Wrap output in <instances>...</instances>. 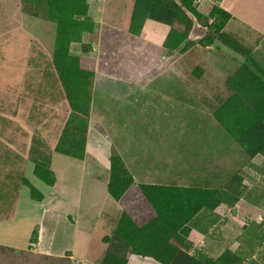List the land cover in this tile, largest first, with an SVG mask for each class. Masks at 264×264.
Returning a JSON list of instances; mask_svg holds the SVG:
<instances>
[{
	"label": "rangeland",
	"instance_id": "rangeland-1",
	"mask_svg": "<svg viewBox=\"0 0 264 264\" xmlns=\"http://www.w3.org/2000/svg\"><path fill=\"white\" fill-rule=\"evenodd\" d=\"M160 1L164 7V4L171 7V1L176 4L188 16L190 24L184 17L162 6L149 10L136 7L131 31L138 34L143 24H148L144 37L137 44L131 43L124 35L117 39L118 35L115 37L118 42L110 44V40H114V34H110L104 37L109 41L99 46L98 39L92 35L83 41V34L79 42H74L79 44L72 43L69 52L60 46L61 51L57 55L55 40L52 52L39 59L36 66L29 61V66L33 64L34 68H38L37 72L32 71L31 74L32 67L31 70L27 68L22 81L17 82L14 77L9 76L7 80L0 77V202L10 205L22 202L23 211L30 216L24 215L29 220L26 221L30 230L28 236L26 230L19 231V245L26 244L21 250L24 264H127V256L132 249L143 247L144 243L138 240L133 242V246L130 245L132 226L136 223L144 225L156 214L149 207L144 208L148 204L141 198L142 191L134 189L129 197L126 194L122 198L123 208L111 196L119 206L120 213H116L114 229L106 234H102L100 229L90 236L78 235L71 227H65L64 221L59 225L54 241L55 250L64 249L75 239L79 244L87 239L90 243L83 255L85 258L74 259L72 253L56 260L32 257L42 224V207H36V203L42 201L31 199L32 194L30 196L29 190L26 191V180L34 176L36 166L51 170L52 160L58 154L84 159L89 126L91 122L102 120L105 124L95 125L96 128L114 137L110 181L114 175L111 185L117 193L125 190L133 179L139 185L193 188L215 193L224 191L238 199L234 206L223 205L221 212L217 213L219 227L217 223L210 227L207 223L198 226L200 230L208 227L201 241L196 240V228L193 226L184 227L182 233L178 232L183 240L182 246L178 248L180 254L188 258L195 257L196 252L203 251L207 238L219 237L217 231L220 232L224 220L226 223L235 220L228 228L230 244L232 248L240 245L237 252L243 254L234 251L233 257H230L233 258L232 263L264 264V163L255 165L252 162L256 157H264V53L255 50L264 42L259 37L256 45L249 47L229 34L225 30L226 18L218 12V0H186L202 15L201 21L178 0ZM136 2L122 0L114 6L121 25L128 24ZM107 6L109 12L111 5L107 3ZM23 9L30 15H41L46 22L54 23L57 36L58 24L64 17L72 18L73 8L54 10L50 0H23ZM51 11L58 16L54 18L55 22L50 21ZM76 13L79 15H74V18L84 21L85 32L92 33L94 24L88 21L91 19L85 17L84 12L77 7ZM162 44L163 48L156 49ZM236 45L241 49H234ZM163 49L166 52L162 54ZM142 50L150 51V55L142 57L139 54ZM65 56H70L71 64H74L71 76H66L68 82L63 79L66 74ZM157 60L158 66L155 64ZM20 67L24 69L23 64ZM159 73L165 79L164 82L149 84L147 80H142H150ZM157 85H165L166 89ZM93 91L96 108L109 103V109L104 111L106 114L100 111L95 115L94 110L92 112ZM153 91L182 93L180 99L169 100L173 107L166 111L168 115L161 114L168 122L174 118L176 127L181 126L177 130L176 140L181 138L184 147L179 148L182 151L176 155L177 161L170 153L167 154L169 149L166 145L173 138L160 137L161 130L154 126L143 127L141 120L146 115L139 112L141 120H137L134 108L125 110V107L118 105L120 100L108 98L127 92ZM174 102L181 103V107L174 109ZM127 115L131 116L128 131L147 141L152 153L150 159L155 158L153 155H166L164 164L157 165L147 160L145 163H136L135 167L143 164L152 166L155 174L159 171L165 177L145 179L140 169L136 174L137 180L134 179L126 156ZM115 121L123 123L121 131L111 128ZM171 123L174 121L171 120ZM55 169L60 176L56 166ZM86 173L85 177L74 181L84 189L91 182L90 170ZM44 191L46 195L49 192L47 189ZM133 200H136L134 206ZM13 208L8 206L4 212L8 218L14 215ZM106 212L105 218L110 220L109 206ZM128 212L131 215L126 217ZM118 227L119 234L116 233ZM152 234L158 235L157 229ZM150 235L146 233L144 236ZM139 237L141 240L142 236ZM257 242L262 244L259 246ZM140 250L146 252L148 248ZM231 250L227 249L226 252L231 253ZM6 251L8 249L0 247V255ZM182 261L186 262L184 259Z\"/></svg>",
	"mask_w": 264,
	"mask_h": 264
},
{
	"label": "crops",
	"instance_id": "crops-1",
	"mask_svg": "<svg viewBox=\"0 0 264 264\" xmlns=\"http://www.w3.org/2000/svg\"><path fill=\"white\" fill-rule=\"evenodd\" d=\"M119 1L122 0H87L88 16L94 24V30L92 33H84L83 41L87 40V37L92 35L98 39V45L101 46L102 42L109 41V39L104 38L105 36L114 34V40L111 39L109 42L110 44L118 42L115 39L118 35L119 37H117V39L121 38L120 35H124L131 43L136 42L137 44L140 42L144 37V30L148 27L147 22L143 24V29L138 34L131 32L132 17L135 10V4H133V11L129 17L128 24L125 25L124 23L121 25L118 20L119 15L114 7ZM107 3L111 5V10H109V12L107 11ZM217 6L231 16L225 28L229 34L249 47L256 45V41L259 37L262 38L264 42V0H218ZM104 32L108 33L105 34ZM55 40L56 25L46 22L45 18H42L41 15L35 16L24 12L23 0H0V77L3 76L4 80H7L10 76L14 77L15 82H17V80L22 81L25 69H30L31 67L32 70H29L31 74L33 73L32 71L37 72L38 68H34L33 64L36 66V64L39 63V59L41 60V58H44L43 56H45L46 53L52 52ZM77 44L79 43H74L72 45ZM163 46L164 44L160 47H156V49L163 48ZM163 50L162 54L166 52V49ZM255 50L264 53L263 43L261 47H255ZM143 51L145 52V50ZM148 53L149 54L144 56L150 55V52ZM29 61L33 63L31 64L32 66H29ZM158 63L159 61L157 60L155 62V64H157L156 66H158ZM21 64H23L24 69L20 67ZM142 80H147L149 84H156L157 81L161 83V81L164 82L165 79L159 73L150 80L147 78ZM158 87H161V85ZM164 87L165 85L161 88ZM165 89L166 87L163 90ZM94 93L95 91L92 93V112L94 110L93 113H95V115L99 114L100 111H102L101 114H106L104 111L109 109V103L102 105V108H96V104L94 105L93 100ZM181 96L182 93L177 91H153L146 93L127 92L118 94V96H109L108 98L120 100L118 105L125 107V110L127 108L128 110L134 108L137 112V120H141L139 112L146 115V118H142L141 120L144 123L143 127L148 125L150 127L154 126L155 129L158 128L161 130L162 133L160 137L173 138L174 140L170 141L169 145H166V147L167 150L169 149L167 154L170 153L171 156H174L176 159V155L182 151L179 150V148L181 149L184 147L181 138L176 140L177 130H180L181 126H179V128L176 127V120L174 118L169 119L168 122L161 114L167 116L168 114L166 111L173 107L169 100L172 98L180 99ZM131 100L144 101L135 102ZM177 107H181V103L177 104L174 102V109ZM127 116V123H125L128 142L126 156L128 168L132 172L134 179L137 180L138 175L136 174L140 169L142 172L141 176L145 179L150 180L151 178L165 177V174L163 175L159 171L155 174L154 171H152V166L143 164L142 166L137 165V167H135L136 163H145L147 160L157 165L161 163L164 164L166 155H153L155 158L150 159L149 155L152 153L149 144L146 140L143 141V139L138 138L136 134H131L128 131L131 127V116ZM171 120L174 121V123H171ZM102 121L91 122L89 126L84 159L71 158L60 154L55 156L56 158H53L51 171L55 174L56 179L53 186L46 185L35 173L32 178L26 180L27 183L34 186L43 196L42 202L36 200L41 203L35 202L36 207H42L40 236L38 237V241L34 243L33 248L35 250H33L34 254H32V257H36V259H62L68 253H72L74 259L85 258L83 255L85 256L86 247L90 243L87 239L85 242H82V244H79L75 239L64 249L55 250L54 241L57 237V228L60 227L59 225L63 221L65 227H71L74 229L75 234L78 235L85 234L90 236L100 229L102 234H106L110 229L112 230L115 227L114 221L117 219V214L120 213V208L112 200L108 188L110 181V158L114 145V137L110 136V133L108 134L107 132L106 134L96 128L95 125L105 124V122ZM116 121L113 122V127L111 128L113 131H121L123 123L119 124ZM104 128L106 129V126ZM131 137L133 139H131ZM252 162L255 165H262L264 163V157H256ZM55 166L58 168L60 176L57 175ZM88 169L90 170L89 177L91 182L88 188L84 189V187L74 181L79 177L86 176ZM94 179H96V181ZM26 188V191L29 190L31 196L30 188L28 186H26ZM45 189L49 190L47 195L45 194ZM8 206L14 207L13 209L15 210L14 215L9 218L4 213L7 211ZM108 206L110 207V220L105 218V214L109 211L106 212ZM82 210H84L85 213H82ZM221 210L222 206L218 207L215 212L220 213ZM25 213L26 212L23 211L22 202H16L15 205H10L7 202H0V247L8 249V251L0 255V264H24L21 250L24 249L26 244L23 246L19 245L20 242H18V240H20V233L23 232V230L27 231V236L28 231H30L28 230L29 223H27L29 220L25 219L26 217L24 218V215L27 217L30 216L28 213ZM232 222L233 220H230L226 223V220H224L225 224L220 226V232L217 231L219 237L213 239L207 238L204 242L203 251L196 252V256L199 255L216 260L222 257L227 249H232L231 253L237 252L240 249V245L232 248L230 244L231 235L229 234L228 228L232 226ZM235 222L234 220L233 223ZM217 226L219 227V224ZM194 232L196 233V240L198 241L205 238L207 234H202L199 230ZM226 244L228 245L226 246ZM237 253L243 254L241 252ZM127 258V264H161L151 257L135 254H129Z\"/></svg>",
	"mask_w": 264,
	"mask_h": 264
},
{
	"label": "trees",
	"instance_id": "trees-1",
	"mask_svg": "<svg viewBox=\"0 0 264 264\" xmlns=\"http://www.w3.org/2000/svg\"><path fill=\"white\" fill-rule=\"evenodd\" d=\"M135 9L138 8H147L148 10L150 8L157 9V6H163V3L160 0H136ZM182 3V6L188 10L194 17L198 19V21L202 20V15L197 12V9L192 7L186 0H178ZM54 10L61 9V8H73L72 9V17L67 18L64 17L58 24L57 27V38H56V53L60 54V46L64 48L67 52H69V47L74 42H79L82 35L85 32L84 26H83V20H76L74 18V15H79L76 13V7L81 9L85 15V17L88 16V5L87 0H50ZM172 6L168 7L166 4L165 9L170 12H176L180 17H184V19H187L188 16L180 10V8L173 4L171 1ZM218 12L221 14V16H224L226 19L224 20V24L226 25L230 19L231 16L226 13L224 10L218 8ZM135 12V10H134ZM56 14L54 11H51L50 21L55 22L54 18H56ZM58 17V16H57ZM83 17V19L85 18ZM135 13L132 17V24L131 29L133 28L134 20H135ZM150 18V17H149ZM154 21H158L161 24L164 23L162 21L156 20V19H150ZM92 23L91 20H88ZM93 24V23H92ZM167 24V23H164ZM188 24L189 21H188ZM169 25V24H168ZM170 26V25H169ZM74 30V31H73ZM94 30V29H93ZM92 30V31H93ZM132 32V31H131ZM134 33V32H132ZM135 34V33H134ZM76 38V40H75ZM236 50H240L241 47L239 45H236L234 48ZM64 50V51H65ZM150 52V51H149ZM142 57H145L144 55L149 54L148 52H142L139 53ZM66 61L64 62L66 67V74H64L63 79L64 82H68L67 75L71 76L72 72V64L70 61V56H65ZM81 61V59H80ZM74 65V64H73ZM64 67V68H65ZM69 99H71V96L68 95ZM35 175L43 181L48 186H53L56 182L54 173L50 169H42L39 166L35 167L34 170ZM113 167H112V174H113ZM111 176V181H112ZM111 181L108 185L109 188V194L112 196L118 204L123 208V204L121 202L122 198L127 194L128 197L131 194V191L134 189H137L138 191H142V200L146 202L144 208L148 209L151 212H155L156 217L145 221L144 225H138L137 223L132 226V240L130 245L133 246V242L135 241H141L143 244L142 248H148V250L141 251L138 249L133 248L131 251V254L140 255V256H146L151 257L155 259L157 262L161 264H233L232 259L230 257H233V254L230 252H226L222 257H220L218 260H210L203 256H195L193 258H188L187 256H184L183 253L178 250L182 246L183 240L180 236H178V232L182 233L181 231L184 229V227H190L193 226L196 228V230H199L202 234H206L208 227L215 225L218 220L219 216L215 212L216 209L220 206L227 205V206H234L238 199L234 198L233 194L226 193L224 191L220 192H207L205 190H199V189H193V188H178V187H163V186H150V185H139L135 183L132 179V181L129 182V185L125 190H119V193H117L116 190L112 189ZM27 186L31 190L32 199L41 201L43 199L42 194L30 183H27ZM136 203V200L132 201V205L134 206ZM131 204V203H130ZM128 207L130 205L128 204ZM129 213V212H128ZM131 213L126 214V217H129ZM122 221V219H121ZM120 221V222H121ZM207 223L208 227H205L203 230L198 227L200 224L204 226V224ZM121 226V225H120ZM154 229H157V234H152V231ZM120 227H118L116 233L119 234ZM146 233H150L151 235L149 237L144 236ZM139 236H142L141 240ZM37 239H34L36 241ZM148 244V245H147ZM257 244L260 246L262 242H257ZM138 245V244H137ZM145 245V246H144ZM184 257V258H183ZM182 259H184L186 262H183ZM235 262V259H234Z\"/></svg>",
	"mask_w": 264,
	"mask_h": 264
}]
</instances>
